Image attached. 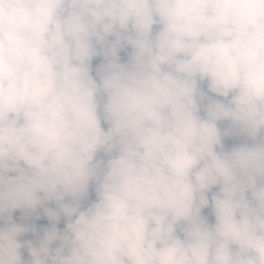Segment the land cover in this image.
Returning a JSON list of instances; mask_svg holds the SVG:
<instances>
[{"label":"clouds","instance_id":"obj_1","mask_svg":"<svg viewBox=\"0 0 264 264\" xmlns=\"http://www.w3.org/2000/svg\"><path fill=\"white\" fill-rule=\"evenodd\" d=\"M0 264H264V0H0Z\"/></svg>","mask_w":264,"mask_h":264},{"label":"rangeland","instance_id":"obj_2","mask_svg":"<svg viewBox=\"0 0 264 264\" xmlns=\"http://www.w3.org/2000/svg\"><path fill=\"white\" fill-rule=\"evenodd\" d=\"M94 63H96V62H94ZM37 223L40 224V225H46L47 224V221L41 220V221H38Z\"/></svg>","mask_w":264,"mask_h":264}]
</instances>
